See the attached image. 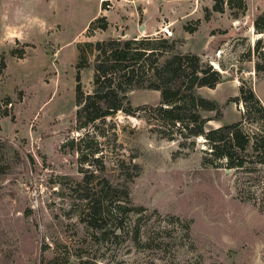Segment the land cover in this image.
I'll use <instances>...</instances> for the list:
<instances>
[{"label": "rangeland", "instance_id": "obj_1", "mask_svg": "<svg viewBox=\"0 0 264 264\" xmlns=\"http://www.w3.org/2000/svg\"><path fill=\"white\" fill-rule=\"evenodd\" d=\"M215 1L0 0V264H264V202L239 200L233 171L203 161L202 137L170 140L144 110L74 129L76 74L92 88L95 50L84 43L120 33L156 29L221 73L196 90L218 105L200 112L206 130L242 119L241 85L264 106L254 27L264 0H223L222 11ZM100 14L107 28L88 31ZM129 101L154 106L160 95L134 90ZM72 137L81 149L62 146ZM91 150L99 161L83 163ZM91 200L102 228L87 223Z\"/></svg>", "mask_w": 264, "mask_h": 264}, {"label": "trees", "instance_id": "obj_2", "mask_svg": "<svg viewBox=\"0 0 264 264\" xmlns=\"http://www.w3.org/2000/svg\"><path fill=\"white\" fill-rule=\"evenodd\" d=\"M239 6L244 7L243 0ZM213 9L222 11L223 0L215 1ZM107 26L106 16L100 14L89 22L87 30H105ZM254 27L264 31V12L257 16ZM84 44L95 50L92 88L85 92L81 87L79 73L76 74L74 129L80 130L117 112L132 114L135 110H144L157 123L156 128L170 140L176 136L202 137L205 145L201 149L203 161L233 171L239 185V200H252L255 204L261 202L259 208L263 207L264 106L250 87L241 85L239 94L234 97L243 105L241 120L206 130L204 125L208 119L200 112L218 111V105L199 95L196 90L200 87L213 88L221 79V73L209 62L202 61L193 53L172 51L175 41L160 36L110 37ZM77 47L80 56L84 55L81 45ZM10 54L17 52L12 49ZM140 89L158 91V104L132 107L129 93ZM244 121L256 123L257 130H245ZM80 142L81 138L72 137L62 146L68 144L73 147L75 144L78 150L81 149ZM96 152L91 150L88 155L83 153L82 162L99 161ZM87 176L88 173H85ZM105 184L109 187L108 182ZM122 192L127 196L125 189ZM97 203L93 200L86 203L87 223L95 229L105 225V222L99 223L96 219L97 214L104 209L99 203L98 207ZM116 208L134 210L133 207L126 208L119 203ZM116 226L119 225L114 224Z\"/></svg>", "mask_w": 264, "mask_h": 264}, {"label": "crops", "instance_id": "obj_3", "mask_svg": "<svg viewBox=\"0 0 264 264\" xmlns=\"http://www.w3.org/2000/svg\"><path fill=\"white\" fill-rule=\"evenodd\" d=\"M145 27V26H144ZM159 31H157L156 29L155 30H150V31H148L147 33H139V34H136V36L137 37H139V36H145V34H147V35H154V34H157ZM122 33H120V35H118L119 37H122ZM112 36H117V35H112ZM126 36H128L129 37V35H126Z\"/></svg>", "mask_w": 264, "mask_h": 264}, {"label": "water", "instance_id": "obj_4", "mask_svg": "<svg viewBox=\"0 0 264 264\" xmlns=\"http://www.w3.org/2000/svg\"><path fill=\"white\" fill-rule=\"evenodd\" d=\"M144 29V25H142V27H141V30H143ZM230 170L229 169H226V172H229Z\"/></svg>", "mask_w": 264, "mask_h": 264}, {"label": "built area", "instance_id": "obj_5", "mask_svg": "<svg viewBox=\"0 0 264 264\" xmlns=\"http://www.w3.org/2000/svg\"><path fill=\"white\" fill-rule=\"evenodd\" d=\"M165 32L168 34V31L167 30H165Z\"/></svg>", "mask_w": 264, "mask_h": 264}]
</instances>
